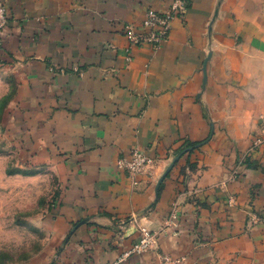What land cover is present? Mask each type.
<instances>
[{"label":"crops","instance_id":"1","mask_svg":"<svg viewBox=\"0 0 264 264\" xmlns=\"http://www.w3.org/2000/svg\"><path fill=\"white\" fill-rule=\"evenodd\" d=\"M3 1V119L55 179L54 264L114 261L142 227L159 251L121 264H264V0H187L156 50L124 25L174 0ZM136 147L155 163L134 186L117 162Z\"/></svg>","mask_w":264,"mask_h":264},{"label":"rangeland","instance_id":"2","mask_svg":"<svg viewBox=\"0 0 264 264\" xmlns=\"http://www.w3.org/2000/svg\"><path fill=\"white\" fill-rule=\"evenodd\" d=\"M7 85L0 79V264H54L57 250L51 248L52 232L44 219L57 192L56 182L50 173L34 168L29 153L16 147L12 123L3 119L14 92H7ZM175 220L170 219L168 226L176 227ZM248 220L251 225L264 223V217L254 212H249ZM152 231L157 239L159 233ZM149 250L159 251L158 240ZM161 257L164 263L174 262L172 256L171 260L165 259L166 254ZM175 264L186 262L177 259Z\"/></svg>","mask_w":264,"mask_h":264},{"label":"built area","instance_id":"3","mask_svg":"<svg viewBox=\"0 0 264 264\" xmlns=\"http://www.w3.org/2000/svg\"><path fill=\"white\" fill-rule=\"evenodd\" d=\"M187 8V0H174L166 10L149 8L140 30L133 23L126 22L124 25V33L129 41L130 47L149 44L154 50L158 49L163 40L169 36L173 21L176 18L184 17ZM7 23V8L4 1L0 0V34L5 29ZM131 59V55L128 54L126 60L130 61ZM256 137L254 147L264 145V120L259 127ZM154 161L155 159L148 156L141 148L136 147L133 149L130 157L120 156L117 163L130 179L131 184L135 186L139 183L138 175L147 167L152 166L155 163ZM139 230L140 239L132 249L123 252L122 256L118 259L104 264H121L131 253H140L151 249L157 241L155 234L147 227H142Z\"/></svg>","mask_w":264,"mask_h":264},{"label":"water","instance_id":"4","mask_svg":"<svg viewBox=\"0 0 264 264\" xmlns=\"http://www.w3.org/2000/svg\"><path fill=\"white\" fill-rule=\"evenodd\" d=\"M186 151H182L181 153H179L173 161H171V165L168 167V169L165 171V173L162 175V177L160 178L159 182L157 183V189L160 188L163 180L167 177V175L169 174V172L172 170V168L175 166V164L177 163L176 161L180 159V157L185 153Z\"/></svg>","mask_w":264,"mask_h":264}]
</instances>
